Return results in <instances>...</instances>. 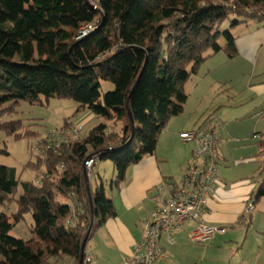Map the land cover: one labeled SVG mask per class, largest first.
Wrapping results in <instances>:
<instances>
[{"label":"trees","instance_id":"obj_1","mask_svg":"<svg viewBox=\"0 0 264 264\" xmlns=\"http://www.w3.org/2000/svg\"><path fill=\"white\" fill-rule=\"evenodd\" d=\"M263 21L264 0H0V132L36 140L37 156L23 169L40 174L21 181L15 168L0 165V206L16 205L10 215L0 212V264H80L91 220L102 225L115 216L104 189L91 188L84 162L110 161L121 183L127 168L154 156L170 119L183 113L184 85L207 57L233 56L231 29ZM87 25L96 29L77 38ZM105 82L113 88L102 93ZM51 98L73 100L101 122L67 142L6 119L20 102ZM67 127L74 126L60 129ZM254 146L247 219L264 198V133ZM28 214L31 236L11 235Z\"/></svg>","mask_w":264,"mask_h":264},{"label":"crops","instance_id":"obj_2","mask_svg":"<svg viewBox=\"0 0 264 264\" xmlns=\"http://www.w3.org/2000/svg\"><path fill=\"white\" fill-rule=\"evenodd\" d=\"M231 34L235 37L233 56L229 57L224 52L210 54L198 72L192 75L198 82L211 77L212 83L220 84V88H224L222 90L230 91L233 95L245 91L250 94L247 101H259H253L245 112L219 108L211 112L218 121L216 125L209 120L216 132L214 156L219 181L201 220L204 225L221 227L225 232L215 234L207 244L196 245L188 237L193 224H185L171 234L170 240L160 238L159 244L167 258L159 259L156 264H264V211L262 209L255 213L254 210L248 219L245 217L256 182L250 180L249 173L242 170L245 165L254 162L256 154L255 141L253 146L242 141L248 139L251 130L259 129L258 123L264 117V21L236 26L231 29ZM189 96V93L186 94L183 113L188 108ZM234 106L239 107L241 103H234ZM254 115L258 116H255L257 120L253 129L238 139V126H230L229 120L238 125V119ZM89 116L90 121L95 120L92 115ZM201 124L196 127L182 125L162 135L167 125L159 136L154 156L145 157L127 168L119 184L115 183L113 174L110 182L105 183L109 185V194L101 184L104 194L112 202L115 216L102 225H96L98 218L92 219V228L97 227L93 232L95 241L100 242L99 245L93 243L91 252L85 249L92 256V264H122L133 253L156 205L170 197L173 190L182 184L192 163L195 146L180 140L179 134L195 131ZM74 127L80 129L79 125ZM263 132L258 130L252 133L251 139L259 138ZM172 152L181 167V173L176 175L171 174L168 165Z\"/></svg>","mask_w":264,"mask_h":264},{"label":"rangeland","instance_id":"obj_3","mask_svg":"<svg viewBox=\"0 0 264 264\" xmlns=\"http://www.w3.org/2000/svg\"><path fill=\"white\" fill-rule=\"evenodd\" d=\"M228 27L229 22L226 21L222 24L220 30H225ZM222 42V40L219 41V43ZM197 82L198 81L195 79V77L192 76L184 85L186 94L188 95L189 93L190 95L188 108L181 115L172 117L170 119L167 129L163 132L162 135L167 134L171 129L180 127L182 125L196 127L201 123L212 124V121L217 125L218 121L215 115L211 113L215 108H219L220 110L237 109L241 112H245L252 105L253 101L259 103V101H257L256 99L247 101L250 97V94L248 92L243 91L242 93H238V95H233V93H231L230 91L222 90L224 88H220V84L212 83L211 77L200 80L198 83ZM112 88L113 86L110 83L105 82L102 84L101 91L102 93H105L112 90ZM215 88L221 90L219 94L217 93V91L219 90L216 91ZM234 103H241V106L236 107L234 106ZM16 110V113L11 114L6 119L23 120L25 125H32L31 128L35 131H38L41 134L42 138H46L50 133L59 129V127H61L66 121L71 126L79 125L81 129V136H85L92 127L97 125L99 121L101 122V120L95 121L93 119L90 121L89 113L83 110L77 111V103L73 100L68 99L51 98L48 101H43V105H30L26 102H20L16 107ZM255 116L258 115L238 119V125L235 124L232 120H229L228 124L230 126H238V139L246 135L248 131H250V129H253L252 127L257 120ZM258 128V130L264 131V117L261 121H259ZM258 130H251L248 135V139L246 138L242 142H246L245 144L253 146V142L255 140L251 139V135L252 133H257ZM36 144L37 143L35 139H22L15 141L13 138L6 136L4 133L0 132V165L15 168L20 174L19 178L21 181H36L37 177H39L40 174H36L30 169H23L24 165L27 162L35 160L37 153L32 150V147H34V145ZM173 153L174 152H172L171 154ZM176 158L177 157H175V154H173L172 160H170L168 163L172 175L181 173V167H179V163ZM245 166L246 167L242 168V170L249 173L250 180H255V176L258 172V164L252 162ZM113 174V179L115 180L116 171L110 161H97L95 167L92 169V177L89 180L91 188L93 190H96L101 187V184H104V189L106 193L109 194V185L105 183L108 181L110 182V178ZM114 189L116 190V188ZM115 190L113 192H115ZM19 194L20 187L18 188L16 197ZM57 199L60 202L68 203L67 200L61 197H57ZM250 204L251 202L249 201L248 206ZM15 209V203H12L6 209L0 206V212H5L6 215H10L11 212H15ZM262 209L264 211V198L260 199L255 205V213L261 211ZM253 213L254 210L251 212V214ZM32 222L33 221L31 215H26L25 220L18 223V225L11 231V235L18 238H29L31 236L29 227ZM95 223L97 225L98 220H96ZM96 230V226H94L90 230L88 240L86 242L85 249L90 252L93 250L94 242L98 245L100 244L99 241H95V233L93 232H95ZM56 264L65 263L58 262Z\"/></svg>","mask_w":264,"mask_h":264},{"label":"built area","instance_id":"obj_4","mask_svg":"<svg viewBox=\"0 0 264 264\" xmlns=\"http://www.w3.org/2000/svg\"><path fill=\"white\" fill-rule=\"evenodd\" d=\"M95 29V25H87L79 31L77 38H82ZM79 133L78 127H67L56 130L52 135L59 141L68 142L77 140ZM179 138L185 143H194L192 163L185 173L182 184L173 190L170 197L158 202L146 222L141 241L136 244L133 253L122 264H156L159 259L167 258L159 244L160 238L166 237L170 240L173 232L188 223L193 224L188 235L189 241L196 245L207 244L215 234L225 232L224 228L206 226L201 220V215L219 181L214 156L217 145L216 132L210 124H204L195 132L180 133ZM37 151L43 152L41 147L37 148ZM95 165L96 160L93 158L84 162L88 178L92 177V169ZM252 206L251 203L247 207V212ZM79 212L84 214L85 210L80 208ZM75 213L76 209L72 206L71 217H75ZM70 218L67 223L71 221ZM93 225L94 222L91 220L90 230ZM82 258L81 264H92V256L86 250Z\"/></svg>","mask_w":264,"mask_h":264},{"label":"water","instance_id":"obj_5","mask_svg":"<svg viewBox=\"0 0 264 264\" xmlns=\"http://www.w3.org/2000/svg\"><path fill=\"white\" fill-rule=\"evenodd\" d=\"M80 264H81V262H80Z\"/></svg>","mask_w":264,"mask_h":264}]
</instances>
